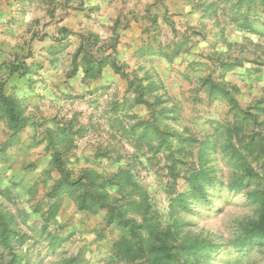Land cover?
I'll return each instance as SVG.
<instances>
[{"label": "rangeland", "instance_id": "rangeland-1", "mask_svg": "<svg viewBox=\"0 0 264 264\" xmlns=\"http://www.w3.org/2000/svg\"><path fill=\"white\" fill-rule=\"evenodd\" d=\"M0 84V264H264V0H0Z\"/></svg>", "mask_w": 264, "mask_h": 264}, {"label": "trees", "instance_id": "trees-1", "mask_svg": "<svg viewBox=\"0 0 264 264\" xmlns=\"http://www.w3.org/2000/svg\"><path fill=\"white\" fill-rule=\"evenodd\" d=\"M0 107L7 114L8 124L12 131L17 132L25 126L26 119L22 115L21 107L19 106L15 98L6 96L5 94L2 93V84H0ZM162 143H164V141H162ZM56 160L59 162L58 158H56ZM58 166L61 167L60 164H58ZM199 175L200 174H196L190 177L188 179V186H189L188 191L178 196V202L181 203L182 205L185 202L184 197H186L191 193L198 198H206V192L204 191V187L202 183L204 176H199ZM104 184L105 182H103L102 185ZM74 188L75 186L71 185L70 180L64 177L62 183L56 185L53 191L57 192L62 189L73 190ZM84 194L80 196V201L82 205L86 200L90 201L89 203L97 206L98 208L108 205L105 199L107 193L103 191L100 194L99 191L97 193L86 192V194L88 195L87 199ZM102 195L104 197H102ZM132 201H133L132 199L129 200L127 204H129ZM258 201H260L259 216H258V223L255 225L254 229L256 234L264 235V197L262 199L260 198ZM135 205L138 206L137 210H141L143 209V207H145L139 202H136ZM89 206L90 205L88 204V207ZM121 209L122 208L119 209L109 208L107 213L108 218L111 219L113 217L115 210H117V213L120 214ZM2 218L3 216L0 213V219ZM146 223L147 221L145 220L144 224L132 222V224L129 225V230L134 238V241L127 240L124 241V243L120 244V247H122V250L127 256V258L130 259V261L132 262V260L134 259H138L146 256L145 264H157L162 259L163 260L172 259L173 258L172 250L176 246L174 247L172 245H168V243L160 241L159 242L160 244L158 243L155 245H151L150 248L148 249L145 248L146 240H145V236L143 235L142 228L143 226H146ZM145 229H147V233L149 235L155 237L154 234L155 225L151 223L150 225L146 226ZM177 246L178 249L183 253V255L197 256L202 254L204 251L207 250V248H210L212 245L209 240L196 238L189 241L184 240Z\"/></svg>", "mask_w": 264, "mask_h": 264}]
</instances>
